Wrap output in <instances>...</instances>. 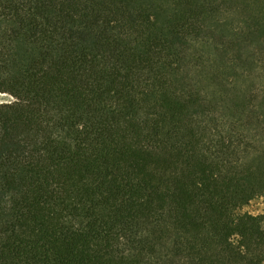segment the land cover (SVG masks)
I'll list each match as a JSON object with an SVG mask.
<instances>
[{
    "label": "trees",
    "instance_id": "obj_1",
    "mask_svg": "<svg viewBox=\"0 0 264 264\" xmlns=\"http://www.w3.org/2000/svg\"><path fill=\"white\" fill-rule=\"evenodd\" d=\"M227 1L0 0V264H264V0Z\"/></svg>",
    "mask_w": 264,
    "mask_h": 264
},
{
    "label": "rangeland",
    "instance_id": "obj_2",
    "mask_svg": "<svg viewBox=\"0 0 264 264\" xmlns=\"http://www.w3.org/2000/svg\"><path fill=\"white\" fill-rule=\"evenodd\" d=\"M222 4L223 6H233V7L232 8L224 7L225 9L223 8L218 14V19H224L228 13L233 12V14H228L232 17L231 24L233 26L240 25V26L247 27V24L249 25L246 18L244 19L242 16H238V14L234 12V11H239V10L246 11L242 9V6H241L242 3L239 2V0H228L226 3H222ZM258 6L260 5L258 4ZM251 7H253V5H251L249 8ZM226 9H229V10H226ZM231 10H234V11H231ZM244 20H245V23H244ZM249 41L250 42L245 44L246 46H248V48L244 47L243 44L242 46L237 45V48H235L236 51L234 52V54L241 52L243 55L241 56L242 62L246 61L247 56L249 55L252 56L249 58L248 61H246V62H251L252 66H251V70L245 71L244 73L245 81L243 83L246 87L259 90V89H262V85L264 81V67H263L264 52H261L258 50V46H260L259 44L253 43V40L250 38H249ZM243 52H246V53H243ZM11 99L12 98L10 95L6 93H0V102H5ZM252 104L254 105V107L248 111L247 117L251 118L252 120L251 125L257 127L258 128L257 131L259 130V131L264 132V116H261L263 112L262 108L259 106L258 100L252 101ZM257 117L259 118L256 119ZM247 121L248 120L246 119V122ZM247 125H248V122L245 123V127ZM241 211L248 212L251 214L264 213V197L256 196L252 198L246 205L242 207Z\"/></svg>",
    "mask_w": 264,
    "mask_h": 264
}]
</instances>
